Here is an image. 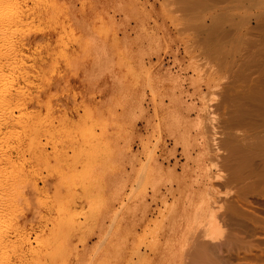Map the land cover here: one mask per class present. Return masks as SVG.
Returning <instances> with one entry per match:
<instances>
[{
  "label": "rangeland",
  "instance_id": "1",
  "mask_svg": "<svg viewBox=\"0 0 264 264\" xmlns=\"http://www.w3.org/2000/svg\"><path fill=\"white\" fill-rule=\"evenodd\" d=\"M184 1L14 0L4 12L20 20L7 70L20 92L3 128V264H192L224 218L223 264H264V192H241L222 122L214 136L233 52L208 56L212 8Z\"/></svg>",
  "mask_w": 264,
  "mask_h": 264
},
{
  "label": "bare ground",
  "instance_id": "2",
  "mask_svg": "<svg viewBox=\"0 0 264 264\" xmlns=\"http://www.w3.org/2000/svg\"><path fill=\"white\" fill-rule=\"evenodd\" d=\"M189 1L190 0H188V3H189ZM194 3H195L194 5H196V7H198V3H200V9L198 7L199 10L196 8L195 11L198 10V12L200 11V13H203V11L201 10V4H203L202 5L203 8H208V9L212 8V11H213L211 18H210L211 20L209 21V23H210V25L208 26L209 30L208 31L205 30V36L208 38V40H206L205 38H204V40L207 41L208 43L202 42L203 45H206V49L209 50L208 51L209 53L206 52V53H208V56L211 57L210 55H212L211 53L214 52L213 50H216L215 48L211 49L212 47H216V48L219 47L218 49L220 50V46H225V47L229 46L231 48L229 50V51H231V54L233 52V55H232V58L230 61L231 62L230 69L228 71V72H230L229 77H231V80H230V82H227L225 80L226 78H224V81H226V82L223 83L222 86L220 85L222 89L224 88L223 93H221L222 95L220 94L222 96V99H223L221 102V105L223 106V102H224V104L226 103L223 106L224 111L222 110L223 111L222 112L223 117H222V119H220L221 117L220 118L216 117L217 124H218L217 127L219 128L220 127L219 123L222 122L221 124L223 125L222 127L224 129V133H223V131L222 132L220 131V128H219V130H216V129H218L216 127L215 131H214V136L217 133L219 135L220 134L219 132H221V134L223 133V135H224L225 131H226V134H225L226 138H224L225 135L223 137L224 141L221 140L222 143L219 140L218 141L223 146L222 147L223 149L224 148L227 149L226 150L227 156L224 158V162H225V159L227 162L229 161L228 166H229V169L232 173L233 182L234 181H240L239 183L242 184L241 183V181H242L244 183V185H243L244 190H241V192L242 191L245 192V190L246 191L248 190L247 192L250 193V192H253L254 188L255 189L258 188V192H264V6H263L264 0H194ZM171 4H173V3H171ZM183 4L184 3H182V4L180 3V5H182V6H180V8L184 7ZM14 5H15L14 0H0V199L2 196L5 195L4 193H6L5 192V187H6L5 184L6 183H4V180L2 179L1 174H2L3 169H4V165L9 161V157H10L8 155L9 153L6 154V152L2 150L3 146L5 145L4 143L8 144L7 142H4L8 138L6 137L7 139H5V140L3 139V137H4L3 132L5 131V130H3V128L9 122V118L11 117L10 112H12L14 114L13 109H15L14 106H16L14 104L15 100H16L15 98H18V97H15L16 94L13 91L17 90L16 91L17 95L20 92V90L18 91V89H15V88H14V90L12 89L13 88V82H14V80L12 79L13 74H12V76L10 75L11 76L10 77L8 75V72H7L8 69L12 70L11 65H12V62L15 63L13 58H14V55H16L15 52L17 50V49L15 50V48L13 47L15 44H13V45L11 44L12 46L9 45V43H13L15 41L12 40L13 42H8V39L10 40V38H11V37L10 38H8V37H9V34L13 31V29H15V27L18 28L17 26H19L20 20L18 18L12 19V18L8 17V15L6 16L5 14L7 13V11L9 9L11 10L14 7ZM174 5H175V3H174ZM185 5H186V3H185ZM190 5L195 7L193 4H190ZM193 7L190 8L192 10L187 8V9H189L188 11L194 12ZM5 11H6V13H4ZM176 11H178V9ZM179 11H182V9L181 10L179 9ZM210 11H211V9H210ZM13 15H14V13H13ZM200 15H198V18L200 17ZM10 16H12V15H10ZM202 16H204V15H201V17ZM195 18H197V16ZM252 22H254L253 25L251 24ZM202 24H204V23H202ZM197 25H195V27H197ZM189 26H188L189 28L186 30H190L192 28L191 25H189ZM193 28H194V26H193ZM208 28H206V29H208ZM21 29H23V28H21ZM197 30H199V27ZM12 33H11V35H12ZM209 39H212L213 41L209 42ZM224 48L222 47L221 50H223ZM227 49H229V48H227ZM210 51H211V53H210ZM217 51L218 50H216L214 52V54L217 53ZM227 54L228 53L225 51V54H223L224 55L223 58L225 57L224 59L227 58L226 57V56H228ZM231 54L229 55V58L231 57ZM215 56L217 58L220 55L218 56V54H217ZM214 57H211V58H214ZM212 60H214V59H212ZM218 60L220 61V58H218ZM222 60L223 59H221V61ZM223 61L225 62V60H223ZM223 61H222V63H223ZM217 66H218V63H217ZM218 67H220V66H218ZM12 72H13V70H12ZM14 76L16 78L18 76V74H17V76L16 75H14ZM12 80H13V82H12ZM14 83H16V82H14ZM217 86L219 87V85H216V87ZM213 87H215V86H213ZM221 92H222V90H221ZM212 96H213V94H212ZM203 97H204V95H203ZM12 107H14V108H12ZM11 108H12V111H11ZM13 116H15V115H13ZM21 116H22V114H21ZM15 120L16 119H14L13 122ZM20 120H24V118L23 119L21 118ZM18 122H19V124H21L20 121H18ZM223 129H221V130H223ZM13 133H15V132H12V134ZM219 138H222V137H219ZM2 140H4V141H2ZM216 140H215V142L217 144H219V142ZM184 143H186V142H184ZM186 145L187 144H185L184 146H186ZM5 146H8V145H5ZM217 146L218 145H216V147H215V145H214L215 148L219 147V146L218 147ZM218 149H220V148H218ZM7 150H8V147H7ZM10 161H11V159H10ZM225 166H227V165H225ZM9 174L4 175V176H7L6 178H8ZM5 180H7V179H5ZM225 185L226 186L228 185L227 187H229V185H231V184H225ZM240 187L239 188L242 189V185ZM229 189L230 188H228V190H226L227 194H225V195H227V196L230 195ZM237 190H238V188H237ZM230 191H231V189H230ZM241 192H239V193L241 194ZM232 194H234V193L232 192ZM241 195L239 196L240 198H241ZM244 195L245 194H243L242 196H244ZM10 197L8 199H10ZM5 198H7V197L5 196ZM5 198H2V199H5ZM243 198L240 199V201L241 200L243 201L245 199V198L244 199ZM182 199H183V197H182ZM12 200H13V198H12ZM4 201L5 200L0 201V217L2 216L1 213L3 211V206L5 204L8 205V203H5L6 201L5 202ZM1 202L3 204L5 203V204L2 206ZM180 203H181V201H180ZM224 204H225V202H224ZM236 206H237V203H236ZM179 207H180V205H179ZM233 207L234 206L231 204L229 209L231 211H233V209H232ZM176 209H180V208H176ZM189 209H187L188 210L187 212H189ZM224 209H227V208H224ZM230 210H228L227 213L229 212L232 215V213L234 214V212H235V214L232 215L233 217L234 216L238 217L239 215H241V212H240V214L237 215V213H239L238 209H237L238 211L235 209L236 211L234 210V212H231ZM176 211L178 213L179 210H176ZM185 211L183 209V213ZM204 211H205V213L209 212L208 210H204ZM198 212L199 213H197V214L200 215L201 211L199 210ZM172 213L174 216L175 213L173 210H172ZM229 213H228V215H230ZM194 214H193V216H194ZM199 215H197V216H199ZM180 216H181V214H180ZM180 216H178V217H180ZM197 216H195V217H197ZM225 216H226V214H225ZM232 216L230 218H232ZM241 217H240V219H242ZM233 219H235V218H233ZM243 219L245 220L244 216H243ZM249 219H253V218H248V220ZM2 220L3 219H1V222H2ZM225 220H226V218H224L220 221V223L218 225L219 232L217 231V234H214L213 232H206L205 235H203L205 238H207V240L205 238H203V239L205 241H207L206 243L208 245L204 244L205 248L202 245L201 246H202V248L207 249L208 252H205L206 250L203 251V249L201 247H199V249H197V251L193 250V251H195V252H193L194 254L197 252L195 257L197 256L198 260H196L193 256V257H191L192 258L190 260L191 262L189 261L190 263L194 264L196 261H198V262H196V264H223L224 263L219 256V251H221L220 250L221 248L218 249V247L215 243V238H217L218 233H219L221 235V237L223 236V239H225V235L227 234L226 230H229L228 228L226 229V227H225ZM240 221H242V220H240ZM228 222L226 221V223H228ZM231 222H233V221H231ZM234 222H236V221H234ZM239 223H241V222H239ZM231 224H233V223H231ZM233 225H235V224H233ZM236 225H237V223H236ZM242 225H243V223H242ZM240 226H241V224H240ZM257 227H259V226H257ZM230 229L233 230L231 227H230ZM235 230L239 231L238 228ZM236 231L235 232L233 231V232L236 233ZM2 232H3V234H2ZM2 232L0 233V264H3V261H5V260H3V258H5V257H3L2 252H3V250H5L3 248L5 247L4 243H6V242H4V240H5L4 231H2ZM229 233L227 234L228 236L226 235L227 236L226 238H228L230 236ZM232 235H234V234H232ZM9 246H11V245H9ZM6 247H7V245H6ZM251 249H253V250H251ZM251 249H250V252L254 251L256 248H251ZM259 249L260 248H258L257 250L259 251ZM187 250H189V249H187ZM198 251H200V252H198ZM194 254H192V255H194ZM5 255L6 254H4V256ZM255 255L256 254H254V256ZM259 255L261 257V258L260 257L259 258L264 260V251L261 252ZM45 257H46V255H45Z\"/></svg>",
  "mask_w": 264,
  "mask_h": 264
}]
</instances>
